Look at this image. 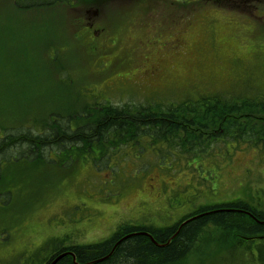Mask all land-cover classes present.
<instances>
[{
  "label": "rangeland",
  "instance_id": "obj_1",
  "mask_svg": "<svg viewBox=\"0 0 264 264\" xmlns=\"http://www.w3.org/2000/svg\"><path fill=\"white\" fill-rule=\"evenodd\" d=\"M13 4L0 0L2 138L43 136L53 117L85 106L264 97V0ZM114 137L71 161L55 147L48 162H0V264H45L57 240L93 245L120 227H175L225 204L264 213V150L215 134ZM234 236L208 226L177 264H261L259 244L240 248Z\"/></svg>",
  "mask_w": 264,
  "mask_h": 264
},
{
  "label": "trees",
  "instance_id": "obj_2",
  "mask_svg": "<svg viewBox=\"0 0 264 264\" xmlns=\"http://www.w3.org/2000/svg\"><path fill=\"white\" fill-rule=\"evenodd\" d=\"M54 1L63 0H32L20 5L25 8L45 7L52 5ZM53 118L55 121H49V129L43 136H34L33 132L36 130H28L24 134L13 130L3 138L0 136V162L5 160L10 163L24 159L48 162L52 160L50 153L55 147L60 149V155L71 161V155H83L88 149L101 145L103 140L115 138L114 136L128 139L135 137L139 131L150 136L153 142L168 141L169 136L180 132L186 138L196 140L215 134L216 138H229L230 142L236 145L243 144L264 150V97L256 95L243 98L211 95L164 106H85L73 119L61 116ZM74 123L76 126L84 125L73 130ZM79 145L82 147L77 154L75 149ZM84 147L87 150H83ZM13 149L16 152L9 153ZM43 151L45 153L41 154ZM47 152L49 160L46 159ZM241 211L249 212L261 223L257 224ZM238 216L245 222L236 218ZM183 222L186 223L174 235ZM228 223L240 228V231L234 232L238 247L247 246L250 249L259 244L256 248V259L264 264V213L252 214L242 203L225 204L210 211H199L175 227H120L110 238L93 245L64 247L62 239L57 240L55 245L50 246L53 253L45 264L67 252L72 253L76 262H73L71 256L65 255L56 264H177L189 254L197 235L206 227L213 226L223 230L222 226ZM137 232L149 233L159 245H155L143 235H134ZM48 244L46 246L49 247ZM36 262L38 263V260H34L32 264Z\"/></svg>",
  "mask_w": 264,
  "mask_h": 264
},
{
  "label": "bare ground",
  "instance_id": "obj_3",
  "mask_svg": "<svg viewBox=\"0 0 264 264\" xmlns=\"http://www.w3.org/2000/svg\"><path fill=\"white\" fill-rule=\"evenodd\" d=\"M243 214H245L246 216H249V217H251L252 219H255L254 217H252L251 215H250V213L249 212H244V211H241ZM223 218H225V217H223ZM256 220V219H255ZM184 225V224H183ZM223 225V224H222ZM181 227L182 226H180L179 228H177V230H176V232H175V234L174 235H176L179 231H180V229H181ZM222 228H223V230L224 231H227V232H230V233H234V232H238V231H240V228L239 227H237V226H235V225H229V223L228 224H224L223 226H222ZM201 233V232H200ZM200 233L197 235V237L200 235ZM173 235V236H174ZM151 236V235H150ZM173 236H172V238H173ZM152 237V236H151ZM153 238V237H152ZM149 239V238H148ZM150 240V239H149ZM153 240H154V238H153ZM195 240V239H194ZM154 242L156 243H154L155 245H159L155 240H154ZM170 242V241H169ZM168 242V243H169ZM153 243V242H152ZM50 264V263H49Z\"/></svg>",
  "mask_w": 264,
  "mask_h": 264
},
{
  "label": "water",
  "instance_id": "obj_4",
  "mask_svg": "<svg viewBox=\"0 0 264 264\" xmlns=\"http://www.w3.org/2000/svg\"><path fill=\"white\" fill-rule=\"evenodd\" d=\"M142 235H145L146 237H148L150 239L151 242L155 243L153 238L149 235V234H146V233H141ZM156 244V243H155ZM65 255H69L72 257V260L73 262L75 263L76 260H75V257L72 255V253L70 252H67V253H64V254H61V255H58L57 257H55L51 262L50 264H56L61 258H63Z\"/></svg>",
  "mask_w": 264,
  "mask_h": 264
},
{
  "label": "flooded vegetation",
  "instance_id": "obj_5",
  "mask_svg": "<svg viewBox=\"0 0 264 264\" xmlns=\"http://www.w3.org/2000/svg\"><path fill=\"white\" fill-rule=\"evenodd\" d=\"M22 1H24V0H20V2H22ZM148 75L156 77V79H157L161 74H160V71L158 69H154V67H153L149 70Z\"/></svg>",
  "mask_w": 264,
  "mask_h": 264
}]
</instances>
